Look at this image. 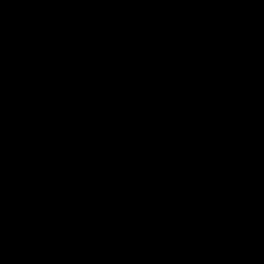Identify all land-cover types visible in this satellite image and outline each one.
<instances>
[{"label": "water", "instance_id": "water-1", "mask_svg": "<svg viewBox=\"0 0 264 264\" xmlns=\"http://www.w3.org/2000/svg\"><path fill=\"white\" fill-rule=\"evenodd\" d=\"M0 264H264V0H0Z\"/></svg>", "mask_w": 264, "mask_h": 264}]
</instances>
